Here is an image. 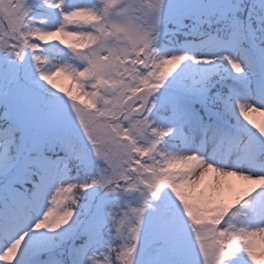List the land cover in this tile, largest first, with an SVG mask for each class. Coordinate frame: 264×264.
Listing matches in <instances>:
<instances>
[{
    "label": "snow or ice",
    "instance_id": "6c2138e0",
    "mask_svg": "<svg viewBox=\"0 0 264 264\" xmlns=\"http://www.w3.org/2000/svg\"><path fill=\"white\" fill-rule=\"evenodd\" d=\"M256 117L264 0H0V264H264Z\"/></svg>",
    "mask_w": 264,
    "mask_h": 264
},
{
    "label": "rangeland",
    "instance_id": "374dc122",
    "mask_svg": "<svg viewBox=\"0 0 264 264\" xmlns=\"http://www.w3.org/2000/svg\"><path fill=\"white\" fill-rule=\"evenodd\" d=\"M65 80H66V79H64V78H59L58 81H57L58 87H63V88L66 89V87L63 86V83H62V82L65 81ZM256 119H257V121H259V120L264 119V118L256 117Z\"/></svg>",
    "mask_w": 264,
    "mask_h": 264
}]
</instances>
